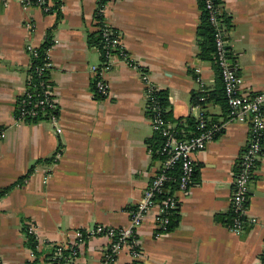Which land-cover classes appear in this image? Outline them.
Instances as JSON below:
<instances>
[{"label":"crops","instance_id":"obj_1","mask_svg":"<svg viewBox=\"0 0 264 264\" xmlns=\"http://www.w3.org/2000/svg\"><path fill=\"white\" fill-rule=\"evenodd\" d=\"M31 1L0 0V127L7 130L0 142V192L15 186L0 199V264L36 260L24 233L31 224L39 236L38 264L51 245L76 242L77 231L128 227L130 211L160 168L161 138L152 130L139 72L115 58L104 74L109 96L95 93L91 68L102 58L89 36L97 31L98 0H62L60 20L22 4ZM220 8L243 93H264V0H220ZM104 14L132 59L168 94V124L188 136L193 95L201 92L197 78L207 93L221 85L213 64L200 58L199 0H110ZM48 41H58L49 51L58 122L19 123L18 102L30 85L27 48ZM202 105L212 120L226 121L227 106L218 96ZM249 131L247 123L230 122L195 156L194 185L177 194L178 226L157 237L153 210L138 229L140 264H262L264 154L247 203L248 218L258 223L241 235L229 230L232 182ZM109 245L104 236L85 240L76 264H104ZM114 264H131L127 248Z\"/></svg>","mask_w":264,"mask_h":264},{"label":"built area","instance_id":"obj_2","mask_svg":"<svg viewBox=\"0 0 264 264\" xmlns=\"http://www.w3.org/2000/svg\"><path fill=\"white\" fill-rule=\"evenodd\" d=\"M2 1L5 5L9 2V0ZM202 2L209 22L216 31V62L220 69L226 100V121H214L208 116L201 103L206 101V97L203 96L200 102L194 103L191 107L192 119L195 123L192 133L186 136L178 127H171L164 117L157 95L161 89L151 81L149 72L132 59L120 37L113 32V28L106 21L104 37L108 43L105 48L108 49L104 53L101 51V65L91 68L94 75L95 93L101 98L109 96V84L104 79V74L112 69L115 58H121L129 67L139 72L144 84L152 130L161 138V145L156 152L160 168L144 192L141 202L130 211L128 227L111 228L98 225L87 231H77L74 234L77 237L76 242L51 245L43 264H76L80 255V245L84 244L87 239L103 236L108 238L110 243L104 264H114L124 248L129 250L131 264H140L143 249L138 238V229L144 223L145 218L151 211L156 210V236L166 233L170 217L178 211L177 194L186 193L194 185L197 172L195 156L220 137L228 123L234 121L247 123L250 131L247 148L241 156L239 170L232 182L229 230L234 234L241 235L245 232L248 224L256 225L258 223L256 219L248 218L247 203L254 173L264 154V93L255 95L243 93V80L239 75L238 66L234 62L230 63L232 58L225 40L227 34L224 31L225 23L220 0H202ZM22 4L25 8L33 6L31 3L22 2ZM35 5L46 13L52 7L49 0H37ZM100 13L105 17L104 9L100 10ZM29 27L34 28L32 24H29ZM110 36L113 38L110 39ZM57 43L58 41L51 43V46L43 54L40 48L34 46L27 48L32 58L30 85L18 102L16 120L19 123L36 122L43 119L53 124L58 122L56 94L49 80V73L53 67L49 51ZM111 47L117 50V53H111L109 49ZM196 72L200 75L199 69ZM197 81L201 87L200 93L207 94V88L200 76ZM6 137L7 130L0 127V142ZM60 158L61 154L58 153L53 161L57 162ZM175 172H177V177L174 175ZM172 183L175 185L173 193L170 189ZM162 195L164 197L160 198ZM28 232L35 237L38 250L39 236L35 226L29 225ZM261 258L262 264H264V242Z\"/></svg>","mask_w":264,"mask_h":264},{"label":"trees","instance_id":"obj_3","mask_svg":"<svg viewBox=\"0 0 264 264\" xmlns=\"http://www.w3.org/2000/svg\"><path fill=\"white\" fill-rule=\"evenodd\" d=\"M50 1L52 3V7L50 8L49 12H47V13L45 12V13L46 14H56L58 20H60L62 18V14H61L62 0H50ZM109 1L110 0H98V7H97V10L95 13V20L97 21V24H96L97 25V31L92 33L89 36V44L91 46L98 47L100 49V51H102L103 53L105 51H107L108 48H105V46L108 45V43L106 41V38L104 37V31H105L104 26H105L106 20H105L104 15L100 13V10L104 9ZM36 2H37V0H32L30 3L33 6H36L35 5ZM199 3H200V8L202 10V21H201V25H200L199 31H198L200 58L204 61H208V62H211L213 64L215 71L218 74V79L220 80L221 85L219 86L218 90L215 91L214 93L212 92V93H207V94H204V93L194 94L193 99L195 102H200V99L204 96V97H206V101H209V100L213 99V97L218 96L219 100H221V102H223V104H226L223 84H222L221 77H220V69H219L218 64L216 62V43H215V32L216 31H215L214 27L211 25V23L209 22L208 15L205 11L204 4H203L202 0H199ZM113 32H114V30H113ZM112 38L113 37L110 36V39H112ZM50 46H51V42L48 41L41 48L42 54L45 53V51ZM109 49H110L111 53H117V50L112 49V47ZM157 95H158V98L160 100V105L163 109L164 117L166 118V120H168V118H169V113L167 112L168 108H169L168 94L161 90ZM205 102H201V103L204 104ZM225 107H226V105H225ZM148 115L150 116L149 110H148ZM28 123H31V122H28ZM194 125H195V123L192 120V126H194ZM31 171L29 172V174L31 173ZM29 174L26 177L22 178L20 180V183L23 182V180L26 179L29 176ZM174 175L177 177V172H175ZM14 187L15 186H10L8 188H5L3 191H1L0 192V199L2 197H4ZM170 189H171V193H173L175 190V185L173 183L170 184ZM163 197H164L163 195L160 196V198H163ZM178 223H179V214L175 213L169 219V224L167 225L166 233L173 231L178 226ZM24 233H25L26 238H27V240H26L27 246L37 256V258L34 262L27 263V264H38L39 263L38 262L39 253L36 249L37 242L35 240V237L33 235L29 234L27 226L24 227Z\"/></svg>","mask_w":264,"mask_h":264},{"label":"water","instance_id":"obj_4","mask_svg":"<svg viewBox=\"0 0 264 264\" xmlns=\"http://www.w3.org/2000/svg\"><path fill=\"white\" fill-rule=\"evenodd\" d=\"M225 40L228 41L229 39L226 37ZM227 49L229 48L227 47ZM230 63L233 64V61L231 59H230ZM250 194H252L251 189H250Z\"/></svg>","mask_w":264,"mask_h":264},{"label":"rangeland","instance_id":"obj_5","mask_svg":"<svg viewBox=\"0 0 264 264\" xmlns=\"http://www.w3.org/2000/svg\"><path fill=\"white\" fill-rule=\"evenodd\" d=\"M28 227V229H29V226H27Z\"/></svg>","mask_w":264,"mask_h":264}]
</instances>
